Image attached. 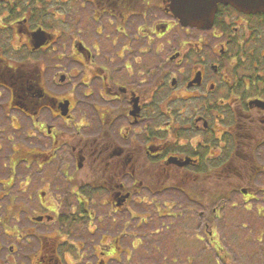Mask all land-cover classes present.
Returning <instances> with one entry per match:
<instances>
[{
    "label": "flooded vegetation",
    "instance_id": "1",
    "mask_svg": "<svg viewBox=\"0 0 264 264\" xmlns=\"http://www.w3.org/2000/svg\"><path fill=\"white\" fill-rule=\"evenodd\" d=\"M167 4L0 0L1 188L33 224L2 230L9 264H109L133 203L201 205L232 172L243 204L264 190V11L218 4L200 28Z\"/></svg>",
    "mask_w": 264,
    "mask_h": 264
},
{
    "label": "rangeland",
    "instance_id": "2",
    "mask_svg": "<svg viewBox=\"0 0 264 264\" xmlns=\"http://www.w3.org/2000/svg\"><path fill=\"white\" fill-rule=\"evenodd\" d=\"M95 100L97 102V97H92L86 103ZM87 114L88 119L94 118L89 112ZM1 115L0 113V117ZM6 152L8 153V149ZM256 157L262 161V156ZM13 163L11 160L8 165L12 166ZM2 172L0 171V264H9L5 261L6 257L9 258L7 245L14 239L9 235L5 237L7 232L2 234V230L14 224L12 213L15 210L11 201L15 200V192L1 188ZM28 178L26 175L18 177L16 181L22 180V184L27 185ZM230 181L237 187L247 185L242 184L232 172L227 180H221L222 185L219 186L220 181L214 182L218 186L213 191L215 194L208 197L207 193H198V203L201 205L191 203L184 193L175 194L173 199L178 202L175 205L167 202L149 206L133 203L129 209L131 216L123 212L113 222L116 224L113 225V237L119 252L114 254L115 260H111L109 264H264V190L254 193L257 200L251 199L243 204L240 193L232 191L233 187H227ZM253 184L259 185L256 182ZM214 207L215 211H212ZM15 224L33 228V224L26 219ZM102 227L106 228V225L103 224ZM36 242L33 237L29 240L32 248L36 247ZM87 243V253L91 255V243ZM62 249L72 250L77 255L71 246L63 245ZM30 250L31 248L26 249L20 255L13 254L12 262L26 264V252ZM89 259L88 264H98L92 255ZM80 264H84V261Z\"/></svg>",
    "mask_w": 264,
    "mask_h": 264
},
{
    "label": "water",
    "instance_id": "3",
    "mask_svg": "<svg viewBox=\"0 0 264 264\" xmlns=\"http://www.w3.org/2000/svg\"><path fill=\"white\" fill-rule=\"evenodd\" d=\"M168 8L180 25L205 28L212 25L218 4L238 10L264 11V0H167Z\"/></svg>",
    "mask_w": 264,
    "mask_h": 264
}]
</instances>
